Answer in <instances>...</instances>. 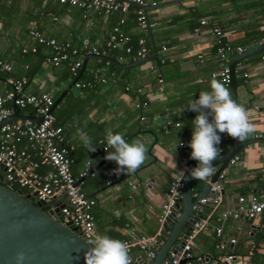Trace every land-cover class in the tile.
I'll return each instance as SVG.
<instances>
[{
    "label": "crops",
    "instance_id": "crops-1",
    "mask_svg": "<svg viewBox=\"0 0 264 264\" xmlns=\"http://www.w3.org/2000/svg\"><path fill=\"white\" fill-rule=\"evenodd\" d=\"M144 1L147 18L154 23L145 32L136 25L132 7L125 13L89 12L84 15L81 9L55 0H0V59L12 66L8 76L26 77L25 93L48 92L53 100L61 95L52 112L55 124L62 128L64 142L72 146L71 172L78 177L87 161L88 166L92 165L90 171H93L83 177L81 189L94 200L90 208L94 230L96 234L119 240L155 234L159 229L157 215L168 183L173 175L179 174L184 162L192 160L188 142L191 122L197 113L186 106L191 99L198 98L201 91L211 90L213 78L218 80L211 73L229 65L233 57L219 59L215 55V46L218 42H228L243 46L245 51L255 47L257 42H264L263 0ZM151 2L155 4L151 5ZM120 18H123L122 23ZM200 19L205 23L200 25ZM114 27L129 35L131 42L145 37L144 58L151 56L152 44L155 57L136 63L139 59L128 57L122 46L106 48L105 41ZM29 28L44 37L68 41L77 49L83 43L96 46L102 55L127 67L89 57L76 81L91 80L92 86L71 85L67 88L74 76L67 73L69 70L65 65L53 66L45 60L47 50L27 35ZM214 28L221 32L219 36L213 34ZM33 45L36 52H21L22 47ZM162 45L166 47L164 51L160 49ZM262 54L264 50L246 56L234 65L235 100L249 110L256 130L246 139L254 141L243 143L238 158L232 164H226L221 203L194 239L191 255L201 257L202 264H208L206 257L210 260L224 253L234 254L231 264H264L263 215L250 220H215L221 210L233 207L240 195L247 198L252 194L264 199ZM160 57L164 58L163 63L158 62ZM83 58L81 56V64ZM92 72L104 78V82L92 79ZM6 76L0 74V92L6 88ZM141 102L144 104L135 105ZM18 113L28 114L29 110H18ZM165 119L172 123L167 130L161 127ZM181 123L183 127L179 129ZM78 128L91 137L95 146L99 141L106 144L108 130L122 134L130 143L140 140L148 148L147 159L135 173L117 175L113 171L117 165L105 159V151L87 152L82 146ZM220 135L218 147L225 152L233 146L234 139H224V133ZM179 141L183 146L177 144L175 148ZM108 151L112 149L108 148ZM194 163L196 166L197 161ZM38 169L47 170L46 167ZM130 183L136 186L131 188ZM203 183V180L195 179L193 185H200V188L196 187L200 190ZM208 211L209 206L204 205L195 215L204 216ZM217 226L221 227L220 237L214 233ZM163 229L168 232L170 227L166 224ZM230 238H235L233 244L229 242ZM162 239L160 235L159 245ZM218 243L222 247H218ZM130 255L133 261L139 256L147 257L136 249H131Z\"/></svg>",
    "mask_w": 264,
    "mask_h": 264
},
{
    "label": "built area",
    "instance_id": "built-area-1",
    "mask_svg": "<svg viewBox=\"0 0 264 264\" xmlns=\"http://www.w3.org/2000/svg\"><path fill=\"white\" fill-rule=\"evenodd\" d=\"M46 1V0H42ZM60 4H67L77 7L84 12H100L104 15L112 12L125 13L132 7L135 14L136 25L145 32L151 28L154 23L147 18L144 0H55ZM154 5L155 2H151ZM264 4V0H263ZM123 22V18L119 19ZM200 25L205 23L204 19L198 22ZM264 29V19L262 22ZM213 34L219 36L221 32L213 29ZM27 35L34 39L37 44L42 45L47 50L45 60L53 66L65 65L72 75H76L81 66V56L91 54H103L96 46H89L83 43L79 49L75 48L68 41H57L54 38L44 37L34 28H29ZM145 37L137 38V47L132 48L130 37L122 33L117 27H114L105 41L108 49L122 46L128 57L141 59L146 56V48L144 46ZM261 42H257V45ZM161 51L166 47L162 45ZM36 52V47H22L21 52ZM215 55L219 59H225L235 56L244 51L241 45H232L228 42H218L215 46ZM198 55L197 57H200ZM264 59V54L260 56ZM159 63L164 62V58L158 59ZM26 67V65L24 66ZM12 66L9 62L0 59V74H6L4 83L6 88L0 92V173L5 184H11L14 188H19L25 193L33 197L34 201H41L44 210L56 213V209L63 224L70 223L80 233L81 237L88 241L96 234L94 230V220L91 215L90 208L94 204V200L86 195L82 189V179L86 175L91 174L89 162L85 163V167L75 177L71 172V164L73 158L71 156L72 146L64 142L62 128L55 124L54 116L51 111L53 98L48 92H40L38 94L23 92V86L26 83V77L12 78L8 76ZM246 74L244 73L243 76ZM212 77H217L221 82L229 83V67L223 66L220 70L211 73ZM91 78L104 82V78L98 76L96 72H92ZM161 81V79H158ZM75 87L92 86V81L85 82L75 81ZM128 90V87H124ZM9 104L14 105L17 110H29L28 117L14 118L5 121L11 114L12 108ZM144 104V102L136 103V106ZM172 125L170 120L165 119L161 123L163 130ZM174 125H177L176 123ZM224 133V139H229ZM96 150L93 153L105 151L106 144L98 142ZM182 144L181 141L178 142ZM221 149V148H220ZM222 152V150H221ZM238 155H234L228 160L232 164ZM196 160L192 159L182 164L181 171L184 175L187 171L195 167ZM227 163V164H228ZM116 164V163H115ZM46 167L47 170L39 171L38 168ZM225 168L217 175L216 180L209 182V178L203 180L209 184L208 191L200 196L193 206L194 213L199 211L201 206H209V211L204 216H198L185 235L183 245L179 252L168 251L167 256L160 264H202L201 257H193L191 255V247L197 234L205 228L208 221L212 217L213 212L221 203L222 198V180L224 178ZM173 175L168 183L164 199L160 204V210L157 215L159 229L155 234H142L132 240H122L127 242L129 251L136 249L142 251L148 258H153L155 250L159 245L158 237L160 230L167 224L169 217L176 210L178 201L180 200L181 189L183 187V179L181 173ZM131 188L136 185L130 183ZM194 190V189H193ZM199 190H194L192 197L198 194ZM259 215L264 216V199L249 194L247 198L240 195L237 197L233 207L221 210L215 217L220 222L225 219H253ZM217 237L222 234L221 227L214 229ZM229 242L233 244L235 238H230ZM222 247L221 244H217ZM233 253H224L217 255L210 260H206L208 264H231L234 260ZM182 260V261H181Z\"/></svg>",
    "mask_w": 264,
    "mask_h": 264
},
{
    "label": "water",
    "instance_id": "water-1",
    "mask_svg": "<svg viewBox=\"0 0 264 264\" xmlns=\"http://www.w3.org/2000/svg\"><path fill=\"white\" fill-rule=\"evenodd\" d=\"M263 50L264 42L233 56L229 60L228 86L234 100L235 63L246 56ZM155 54V46L152 44L151 56L139 59L136 63L152 59ZM89 57L101 58L117 66L127 67L126 64L102 54L84 56L79 71L67 88L78 79L84 68L85 60ZM60 99L61 95L53 101L51 111ZM24 117L28 116L19 114L13 105L12 114L5 121ZM253 141L251 139L241 142L234 139L233 146L222 152L220 157L213 161L216 171L210 176L209 182L215 181L218 173L225 168L228 160L242 151L243 143L247 144ZM218 163L220 165L216 166ZM184 176L180 200L177 203L176 210L167 222L170 230L168 232L163 228L160 230L163 239L161 244L157 246L153 258L139 256L138 260L133 261L134 264H145L147 262V264H160L167 256L168 251L179 252L190 225L198 219L193 206L198 198L208 191L209 184L205 183L198 194L192 197L195 179L191 177L189 171ZM55 211L56 213H52L44 210L41 201H34L32 196L21 189H15L13 185L5 184L0 173V264H84L83 253L89 247L87 241L81 237L73 225L70 223L63 224L58 210ZM20 252L24 254L25 258L23 261L17 262L15 257ZM208 259L206 257V260Z\"/></svg>",
    "mask_w": 264,
    "mask_h": 264
},
{
    "label": "clouds",
    "instance_id": "clouds-1",
    "mask_svg": "<svg viewBox=\"0 0 264 264\" xmlns=\"http://www.w3.org/2000/svg\"><path fill=\"white\" fill-rule=\"evenodd\" d=\"M210 89V91H201L198 98L191 99L186 106L188 110L197 113L191 122V139L188 142L191 148L190 157L197 161V165L189 172L196 180H206L215 173L213 161L221 155V149L218 147L221 133H226L229 137L242 142L256 130L250 120L249 110L233 99L225 82L213 78ZM182 127L181 123L179 129ZM77 133L87 152H94L96 146L91 137L80 128L77 129ZM105 140L107 145L105 159L116 163L117 167L113 171L117 175L133 174L145 163L148 148L142 141L127 142L122 134L113 133L111 130L106 132ZM177 144L178 142L175 148ZM108 148L112 151H108ZM91 166L90 164L89 167ZM180 173L182 180L185 178L184 172ZM87 243L89 247L83 253L84 264H134L125 241L95 234ZM24 258L22 252L17 253L15 257L17 262L23 261Z\"/></svg>",
    "mask_w": 264,
    "mask_h": 264
},
{
    "label": "trees",
    "instance_id": "trees-1",
    "mask_svg": "<svg viewBox=\"0 0 264 264\" xmlns=\"http://www.w3.org/2000/svg\"><path fill=\"white\" fill-rule=\"evenodd\" d=\"M135 15V14H134ZM130 44H131V46H132V48H136L137 47V42H136V40L135 41H133V42H131L130 41ZM39 49V48H38ZM67 73L69 74V73H71V72H69V71H67ZM72 76H75V75H72ZM52 114H53V112H52ZM196 187H199L200 188V185H193V189L195 190L196 189ZM16 189V188H15Z\"/></svg>",
    "mask_w": 264,
    "mask_h": 264
},
{
    "label": "flooded vegetation",
    "instance_id": "flooded-vegetation-1",
    "mask_svg": "<svg viewBox=\"0 0 264 264\" xmlns=\"http://www.w3.org/2000/svg\"><path fill=\"white\" fill-rule=\"evenodd\" d=\"M44 209V207H42Z\"/></svg>",
    "mask_w": 264,
    "mask_h": 264
}]
</instances>
